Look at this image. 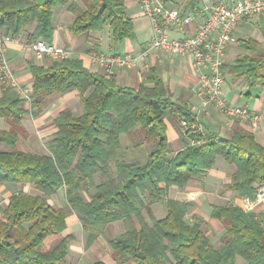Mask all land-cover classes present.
<instances>
[{"label": "trees", "instance_id": "1", "mask_svg": "<svg viewBox=\"0 0 264 264\" xmlns=\"http://www.w3.org/2000/svg\"><path fill=\"white\" fill-rule=\"evenodd\" d=\"M0 0V29L27 32L28 39L53 37V8L68 4L75 13L73 33L109 25L113 43L134 37L132 18L124 0ZM169 1L176 0H166ZM170 4V3H169ZM178 5V4H177ZM179 6V5H178ZM199 0H183L181 9L195 10ZM242 48L223 68L233 79L246 77L248 86L264 85V42L238 38ZM32 106L42 98L79 92L80 112L62 108L55 116L57 130L45 142L46 152L20 149L22 118L30 109L12 87L0 93V118L11 123L0 128V182L33 183L40 194L18 190L0 207V264H71L67 258L72 234L48 248L45 238L65 228V217L75 212L88 232L90 245L110 222L127 218L129 228L108 238L116 264H264L263 214L243 210L231 201L211 204L210 216L223 225L221 245L215 247L202 228L203 219H186L193 203L168 196L171 185L184 187L202 177L218 156L234 165L226 184L236 196L254 197L264 186V145L253 132L235 127L228 135L198 129V119L187 102L173 99L156 68L144 73L137 88L87 68L78 57L29 61ZM34 113L35 111H32ZM174 115L189 124L185 145L170 154L165 118ZM122 135L143 152L130 160L122 151ZM99 176L96 183L94 176ZM95 192L85 198L90 188ZM65 189L66 206L54 207L48 196ZM165 199V215H154L151 204ZM137 220V224L135 223ZM94 264H107L101 259Z\"/></svg>", "mask_w": 264, "mask_h": 264}, {"label": "crops", "instance_id": "2", "mask_svg": "<svg viewBox=\"0 0 264 264\" xmlns=\"http://www.w3.org/2000/svg\"><path fill=\"white\" fill-rule=\"evenodd\" d=\"M75 1L80 6H83L81 0ZM124 1L127 13L133 21L134 37L125 38L115 44L113 43L109 25L107 24L99 30L73 33L71 25L74 21L75 13L69 9L68 4H60L53 8L52 22L54 30L51 42L65 47L69 52V56L80 58L87 68L104 76H107V66L94 60L91 57V53L116 52L122 55L129 54L133 57L132 64L128 67L113 66L112 74L109 77H113L121 85L137 88L142 81L144 73L150 68H156L162 79L168 83L173 94V99L188 103L196 115L198 125L202 130L216 131L220 135L225 136L235 127L240 126L253 132L255 139L264 145V85L248 86L246 84V77L233 79L224 67L223 92L227 102L246 106L251 111L257 112L259 114V122L257 127L252 129L247 120L231 117L220 112L212 102L205 103L201 97L194 93L198 85L200 71L203 69L199 70L195 68L190 56L169 54L160 48H148L145 57L142 58L140 56L141 52L149 47L152 37L151 23L148 16L139 9L138 0ZM182 2L183 0L178 3L169 1L170 4H178L179 6L182 5ZM253 18L256 17H244L239 20L233 31V39L225 48L223 62H231L238 54V38L245 37L246 32L249 31V26L252 25L250 21ZM260 20H264V17ZM196 26L197 22L192 21L184 30L173 28L169 34L171 36H180L191 33L195 30ZM19 39V42L11 43L5 49L4 58L15 72L19 81L25 86L32 87V74L29 70V61L34 60L38 64H44L48 56H36L34 54L27 44L29 41L27 32L19 34ZM146 66H148V69H146ZM38 99L40 100L38 106H32L31 103L30 106H27L26 103L28 101H25L23 106L30 109V112L24 115L21 123L25 131L30 132V136L33 139L40 138L41 140L44 137L46 142L57 130L54 116L64 107H77L78 103L81 102V97L79 92L71 90L62 95L51 94L44 98L39 96ZM66 104L67 106H65ZM31 110L35 112L32 113ZM72 110L75 111V109ZM165 123L168 140L167 146L172 155L185 145L186 137L180 130L178 117L170 115L165 118ZM27 124L31 126L32 130L26 128ZM0 127L6 130L9 129V126ZM122 151H126L128 158L132 161L141 159L142 154L140 149L135 148L126 135H122ZM233 171L234 165L223 157L218 156L214 165L202 177L191 178L182 188L175 185L169 186L168 196L180 200H190L193 203L192 210H190L193 213H197L199 218H203L205 221L208 220L211 223H219L218 219L210 216L211 204H224L231 201L240 207L242 197L236 196L231 189L226 187ZM94 179L96 183L99 182L97 174H95ZM0 189L9 190L6 203L9 196L18 190L32 195L41 193L30 182L18 184L12 181H4L0 182ZM94 192L95 188L92 187L88 191H85L83 195L88 199L89 195ZM48 202L54 207L66 206L65 189L59 188L50 194ZM156 206L158 210H156ZM151 208L155 216H164L165 199L153 202ZM252 211L264 215V201L260 202ZM117 221H125L126 227H124V230L129 228L131 223L127 218ZM65 223V228L61 232L50 234L45 238V245L48 248L55 245L63 236L72 234L73 238L69 241L66 255L67 260L71 264H94L97 259H101L107 264H116L107 242V239L112 237L106 235V228L112 222L106 225L103 232L99 233L90 245H87L88 232L82 228V224L75 212L71 211L66 215ZM135 223H138L136 219ZM128 264H133V262H129Z\"/></svg>", "mask_w": 264, "mask_h": 264}, {"label": "built area", "instance_id": "3", "mask_svg": "<svg viewBox=\"0 0 264 264\" xmlns=\"http://www.w3.org/2000/svg\"><path fill=\"white\" fill-rule=\"evenodd\" d=\"M139 9L148 16L152 37L149 47L141 52L145 57L148 48H160L173 55H188L195 68L201 70L198 85L194 93L204 102H212L217 109L231 117L245 119L255 129L259 114L246 106L227 102L223 92L224 68L223 54L228 43L233 39V31L239 20L244 17H264V0H199L195 10L184 12L176 4L166 0H138ZM192 21L197 22L194 31L180 36H171L170 30H184ZM19 35L0 29V93L6 87H12L25 100L29 101L32 87L23 85L4 58L5 49L14 42H19ZM36 56L47 55L49 58L69 56L65 47L35 38L27 42ZM91 57L107 66V76L112 74L113 66H130L133 57L116 52H93ZM148 69V66H146ZM180 130L185 133L190 127L184 118L179 120ZM198 129L202 128L195 124ZM264 201V186L257 188L254 197H242L240 207L250 211Z\"/></svg>", "mask_w": 264, "mask_h": 264}, {"label": "rangeland", "instance_id": "4", "mask_svg": "<svg viewBox=\"0 0 264 264\" xmlns=\"http://www.w3.org/2000/svg\"><path fill=\"white\" fill-rule=\"evenodd\" d=\"M180 1L181 0H176V2H180ZM260 19H262V18H260ZM260 19L259 18H253V20L250 21V23L252 25L249 26V31L246 32L245 37H253V38L260 40L261 42H264V20L261 21ZM237 50L239 53L242 51V48L238 45ZM46 59H48V57H46ZM24 104H25V102L23 103V105ZM26 104H27V106L28 105L30 106V100ZM65 106H67V104ZM71 108L75 109L76 112H80L81 108H82V102H79L77 107L71 106ZM0 121H1L0 126H6V127L9 126V128L11 127V123L8 122L6 119L0 118ZM26 128H28V130L29 129L32 130V128H31V126H29V124L26 125ZM23 129H24V127H23ZM24 131H25V129H24ZM35 140H37V141L35 142ZM17 146L20 149L29 150V151L38 152V153H43V152L47 151V149L45 147L44 137L41 138V140H40V138L39 139H36V138L33 139L30 136L29 131H27V132L25 131V133L23 131H20V138L17 142ZM7 148H9V147L4 145V144H0V149H7ZM141 154L143 155V152ZM15 183H17V182H15ZM18 184H22V183H18ZM8 194H9V190H7V189L1 190L0 189V207L5 206L6 198L8 197ZM160 204H162V203H160ZM256 206L253 207V209L256 208ZM155 208H156V210H158L157 206ZM191 210L186 214V219L188 221H191L193 218L198 217L197 213H193ZM252 210H250V211H252ZM203 222L204 223L202 224V228L209 235L211 243L215 247H219L221 245L220 237H221V234L223 233V230H224L222 223L220 221H219V223L218 222L217 223H211L208 220L207 221L204 220ZM263 224H264V219H263ZM124 227H126L125 221H116L114 223L112 222L106 228V235H108L109 237H113L114 235L123 231ZM236 262H237V264H247L246 260H244L240 256L237 257Z\"/></svg>", "mask_w": 264, "mask_h": 264}]
</instances>
